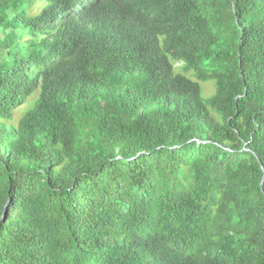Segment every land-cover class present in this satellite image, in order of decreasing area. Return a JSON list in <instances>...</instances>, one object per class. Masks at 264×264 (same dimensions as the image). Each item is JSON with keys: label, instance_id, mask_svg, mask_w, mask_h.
Returning <instances> with one entry per match:
<instances>
[{"label": "trees", "instance_id": "1", "mask_svg": "<svg viewBox=\"0 0 264 264\" xmlns=\"http://www.w3.org/2000/svg\"><path fill=\"white\" fill-rule=\"evenodd\" d=\"M0 264H264V0H0Z\"/></svg>", "mask_w": 264, "mask_h": 264}, {"label": "rangeland", "instance_id": "2", "mask_svg": "<svg viewBox=\"0 0 264 264\" xmlns=\"http://www.w3.org/2000/svg\"><path fill=\"white\" fill-rule=\"evenodd\" d=\"M178 64L179 63H177V65ZM205 87H206V93L207 94H210L213 91V88H214L213 85H212V83L205 84ZM35 94L36 93H34L33 95H31L30 97L35 96ZM28 106H29V103L27 102L24 105H22V106H20V107H18V108L15 109V111L13 113L12 119L10 121H8L9 123H11V124H9L10 126L17 124L18 120L25 114Z\"/></svg>", "mask_w": 264, "mask_h": 264}]
</instances>
